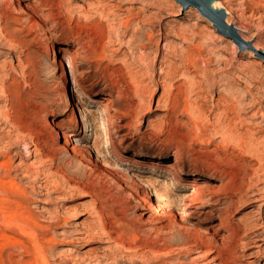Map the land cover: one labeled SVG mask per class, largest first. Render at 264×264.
Listing matches in <instances>:
<instances>
[{
    "label": "rangeland",
    "instance_id": "1",
    "mask_svg": "<svg viewBox=\"0 0 264 264\" xmlns=\"http://www.w3.org/2000/svg\"><path fill=\"white\" fill-rule=\"evenodd\" d=\"M26 1L36 5L34 14L0 0V164L10 166L0 174L13 170L39 223L48 226L47 212L60 213L66 223L50 230L56 235L98 222L91 195L71 198L39 186L46 174L74 189L103 182L94 165L77 159L105 122L106 103L112 117L103 158L134 174L142 193L154 176L151 162L162 165L160 180L174 184V224L131 222L139 213L132 201L128 219L104 218L110 236L97 228L96 241L60 242L53 264H264V0ZM215 1L230 15L214 10ZM207 4L222 26L203 12ZM227 20L246 47L228 33ZM72 57L76 108L64 93ZM74 137L81 140L69 143ZM75 171L85 178L67 183ZM190 180L199 198L186 218L183 184ZM120 223L128 227L117 241ZM0 242L4 259L12 252L21 260L19 249Z\"/></svg>",
    "mask_w": 264,
    "mask_h": 264
},
{
    "label": "bare ground",
    "instance_id": "2",
    "mask_svg": "<svg viewBox=\"0 0 264 264\" xmlns=\"http://www.w3.org/2000/svg\"><path fill=\"white\" fill-rule=\"evenodd\" d=\"M5 1H8V3L11 5L16 4L18 6V14H24V13L32 14L34 9L36 8V5L29 4L26 0H5ZM205 1L209 3H214L213 0H205ZM207 6L210 8L209 4H207ZM219 6L220 7H218L215 1V5H213L212 8L214 10L216 9L227 10L226 14L230 15L229 8L226 9L221 5ZM128 23L129 22H126V27ZM227 25L231 27L233 26L230 20H227ZM234 30L240 31L239 28L233 26V31ZM227 31L228 33L232 34V28L228 29ZM240 37L245 42H248V40H246L242 36ZM121 47H123V45ZM255 50L259 51L261 49L255 47ZM72 59L74 60L75 57H72L71 60L67 63L68 69L65 73L66 77H65L64 86L66 87L64 93L67 97L71 96L72 102L70 106L72 108H76L79 102L75 94L77 90L76 89L77 86L75 84L76 73L72 68L73 67L71 64ZM12 102H13V98L10 97V103ZM109 108H110V103H106L102 108V113L100 117L101 120L105 122L110 121L112 117L111 116L112 114L110 115V113H108ZM105 122L99 123L96 129L92 132V134H90L91 146L88 147L87 150L88 152L81 154L77 159L79 164L84 165V163H87L86 166L94 165L93 173L97 177L103 178L104 179L103 182H94V181L90 183L88 182L89 185H87V188L77 187L74 189L68 187L65 184H61L57 180L51 181L50 179H48L49 175L47 176L46 174V176H43L44 177L43 179L46 178L45 185L39 186L42 189H45L47 192H49V194L70 196L71 198L74 197L76 194H82L84 197L87 195H91L98 202L99 204L98 222L95 223V225L92 226L89 225V227L87 228L86 227L82 228L81 230H79V232H76L75 234H72L66 231L65 229L56 235L53 234L50 235L51 233L49 234V232L51 229L59 227L60 224L65 225L66 222L64 217L60 213L56 215H51L50 212H47V214L49 215L50 224L48 226H42L39 223L38 217L35 214H33L29 209V204L32 201V198L25 192V190L17 186L16 182L14 181L15 177L13 178L11 176L12 174L11 171L13 170L10 171V168L6 169V167H10V166H7V163H4V165L0 164V167L2 168L3 166H6L4 167L5 169H2L3 174H0V240L1 241L3 240L4 243L9 246L19 249L20 255L22 257L21 260H14V257L11 254L12 252L11 253L9 252L10 254L5 253L6 257L4 259L3 251H2L4 244L0 242V264H5V262L7 264H53L52 262L53 250H55L54 248L60 242H67L68 245L73 246L77 244L79 241L85 240L86 239L85 237H87L88 241H96V239L98 238V233H94L91 236V230L93 229L96 230L98 228L99 230H102L104 232L105 231L104 218L110 219L109 222L110 221L115 222L118 220L116 219V214H120L123 219H128L127 212L129 207L127 205L132 201H135L136 208L139 210V213L137 214V216L135 217L133 216L129 218L131 222L142 223L143 221L145 224H152V223L154 224L156 222L163 223L167 221L169 222L168 225L175 223V221L177 220V217L174 213L175 207L169 200L170 199L169 195L173 194L174 184L169 183L164 179L160 180L159 172L161 171L162 165H159L156 162H151L152 169L150 171L153 173L154 176L152 178L150 177V179L146 181L147 183L145 185H146V190L148 192L142 193V185L136 179L134 174H131L130 172L127 171H122L119 168H116L115 166L113 167L112 162H110L108 158H103L104 152H106V149H108V145L110 143L107 137L108 125L106 126ZM80 140H81L80 138L74 137L69 140V143L73 144L74 142L77 141L79 142ZM71 154L72 155L75 154L74 148L71 150ZM27 171L25 174L27 175L28 178L30 177V172ZM38 173L39 171L36 170L35 175H38ZM84 176L85 175H83V172H76L75 174H73L72 178H68L66 182L69 183L70 181H73L76 178L83 179ZM175 184L180 185L177 179L175 180ZM97 186L101 188L100 191L95 190ZM84 189L87 190L90 189L91 192L83 191ZM183 189L186 191L184 200L187 201L183 213L186 214L185 216L186 218H191L196 214V211L193 210V207H195L196 204L198 203L199 184L196 182V180H190L189 182L183 184ZM114 190L115 192H113ZM224 212L228 213L229 210L227 211L225 210ZM221 224L225 227V229L228 230L229 235H233V231L229 229L230 227L229 221L227 222L225 221L224 223ZM118 225L119 228H122L120 230H123L128 227L127 224L124 223L123 224L120 223ZM4 228L8 231H12L14 235L16 234V236L14 237L13 236L9 237L11 235L7 236ZM119 232L120 234L117 235V239H116L117 241L122 240L125 237L124 230ZM104 235L110 236V232L105 231ZM83 236L85 237L83 238ZM60 252L62 255L66 256L67 255L66 253L68 252L67 246L66 248H63ZM214 259H216V257ZM74 260L76 262V259Z\"/></svg>",
    "mask_w": 264,
    "mask_h": 264
},
{
    "label": "water",
    "instance_id": "3",
    "mask_svg": "<svg viewBox=\"0 0 264 264\" xmlns=\"http://www.w3.org/2000/svg\"><path fill=\"white\" fill-rule=\"evenodd\" d=\"M203 4H204V2H203ZM203 12L204 13H206V14H208L209 16H211L212 18H213V20L219 25V26H222V24H223V20H222V18H221V16H220V14L219 13H217V12H214V10H212L211 8H209L208 6H203ZM232 38L237 42V43H239L241 46L243 45V46H247L246 45V42L244 41V40H242L239 36H238V34H236V31L234 30V31H232ZM256 55H258V52H257V54Z\"/></svg>",
    "mask_w": 264,
    "mask_h": 264
}]
</instances>
